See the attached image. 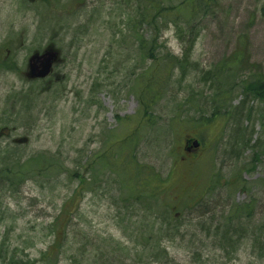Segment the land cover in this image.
<instances>
[{
	"label": "rangeland",
	"instance_id": "obj_1",
	"mask_svg": "<svg viewBox=\"0 0 264 264\" xmlns=\"http://www.w3.org/2000/svg\"><path fill=\"white\" fill-rule=\"evenodd\" d=\"M218 1L215 15L200 25L185 75L172 78L151 116L154 124L139 135L135 158L163 177L170 173L174 181L188 176L184 189L214 187L209 205L216 213L229 201V192L237 203L255 199L259 222L264 219V106L251 98L240 104L238 86L237 108L228 123L207 124L211 90L201 73L231 55L239 37L247 39L248 68L257 65L264 73V0ZM135 11L134 0H0V130L6 129L0 164H22L37 156L55 163L50 176L30 174L17 189L0 183V264H43L40 256L53 241L49 225L78 187L74 173L90 175L94 185L77 210L76 200L69 208L73 220L57 264H86L77 255L83 235L90 244L89 264H154L142 251L148 237L143 205L122 200L117 175L96 164L110 143L128 134L131 122L120 119L134 117L138 108L133 85L143 63L130 37ZM161 42L171 54L182 55L167 40ZM48 44L60 51V61L44 81L28 82L27 59ZM187 136L199 139L201 149L181 164ZM17 137L28 141L12 144ZM239 173L246 189L227 192V181ZM184 198L153 207V216L164 224L174 218L173 207L182 210L179 222H173L180 227L178 236L165 243L169 264H248L256 257L252 226L245 225L247 236L236 253L219 248L210 233L206 236L208 225H201L210 222V213L200 219L192 206L182 207Z\"/></svg>",
	"mask_w": 264,
	"mask_h": 264
},
{
	"label": "trees",
	"instance_id": "obj_2",
	"mask_svg": "<svg viewBox=\"0 0 264 264\" xmlns=\"http://www.w3.org/2000/svg\"><path fill=\"white\" fill-rule=\"evenodd\" d=\"M136 4L135 22L132 24L131 39L135 42L140 60L143 63L141 72L135 76L133 92L137 102V111L134 117H125L120 121L131 122L128 125V134L120 140H115L108 145L107 149L96 158V164L100 169L110 170L120 180L121 190L124 191V201L132 200L134 203L140 202L144 209V234L148 237L142 244L143 253H147L154 264H169L165 243L172 241L175 235L178 236L179 222L182 210L173 211L178 217L170 218L171 223H158L157 217L153 216V207L156 203H173L174 199H181L182 207L192 206L191 210L198 214L200 219L210 213L209 220L201 222L206 227L207 237L209 233L214 243L219 248L226 247L236 253L240 241L246 238L245 225L252 226L253 235L251 246L256 257L248 264H264V219L257 222V201L251 198L244 203H237L233 200L229 191L237 189L245 190L247 182L241 179V173L229 179L225 190L228 193L226 204L222 205L219 212L209 205L213 187L196 185L182 187L188 176H180L175 181L170 173L163 177L152 166L140 163L135 158L139 135L145 129L154 124L151 116L157 105L163 100L169 90L172 78L176 74L185 75V70L190 66V55L201 30L202 21L215 15L219 6L218 0H134ZM169 23L175 26V36L182 45V55L177 57L171 54L161 42L162 31L168 28ZM245 37H239L235 51L227 58L213 65L207 71H202L201 82L209 85L211 90L208 98L212 110L209 117L203 119L207 124H211L217 119H222L225 125L231 119L237 106L233 104L234 93L241 89L242 104L249 98L264 106V73L257 65H251L248 57V45ZM5 68V67H3ZM243 72V78L238 81V76ZM263 121H264V114ZM264 127V125H263ZM240 136L235 139L240 142ZM237 138V139H236ZM182 158L185 160L182 161ZM188 160L186 155L178 158V162L183 164ZM0 183L9 188H19L30 174L44 177L55 168V163L51 159L37 156L22 164H10L1 160ZM87 171L90 172V163ZM74 178L78 180V187L73 193L70 202L64 205L57 217L49 225L53 229V241L41 254L39 261L43 264H57L58 257L63 244L68 236V228L73 220V212L77 210L84 194L90 192L94 181L90 175L74 173ZM72 177V176H71ZM184 189V190H183ZM192 189V190H191ZM183 190V191H182ZM190 190V191H189ZM194 190V191H193ZM196 191V192H195ZM182 192V194H181ZM76 200L74 211L69 209L72 202ZM151 212L152 214H148ZM179 212V213H178ZM197 215V216H198ZM197 222V221H196ZM198 223V222H197ZM198 229L199 223L194 225ZM85 235L81 236L77 246L80 247L79 258L82 263H90V244ZM193 245V244H192ZM191 245V246H192ZM122 250H131L123 246ZM138 252V251H137ZM197 260V255L192 254ZM199 260V259H198ZM14 261H11L12 264ZM197 262V261H196ZM22 264V263H18ZM28 264V263H23Z\"/></svg>",
	"mask_w": 264,
	"mask_h": 264
},
{
	"label": "water",
	"instance_id": "obj_3",
	"mask_svg": "<svg viewBox=\"0 0 264 264\" xmlns=\"http://www.w3.org/2000/svg\"><path fill=\"white\" fill-rule=\"evenodd\" d=\"M37 0H27L28 3H35ZM59 60V52L54 48L53 45H48L44 51L39 53H34L28 60L27 64V72L25 74L26 78L29 80L35 79H43L51 71V68L54 64H56ZM15 144H26V138H18L13 140ZM188 144L191 145L192 148H198L199 142L197 140L187 141ZM186 151L190 152L189 149Z\"/></svg>",
	"mask_w": 264,
	"mask_h": 264
},
{
	"label": "clouds",
	"instance_id": "obj_4",
	"mask_svg": "<svg viewBox=\"0 0 264 264\" xmlns=\"http://www.w3.org/2000/svg\"><path fill=\"white\" fill-rule=\"evenodd\" d=\"M161 40H167L168 45L174 52H180L182 45L178 38L175 36V26L173 24L169 23L168 28L163 31Z\"/></svg>",
	"mask_w": 264,
	"mask_h": 264
},
{
	"label": "bare ground",
	"instance_id": "obj_5",
	"mask_svg": "<svg viewBox=\"0 0 264 264\" xmlns=\"http://www.w3.org/2000/svg\"><path fill=\"white\" fill-rule=\"evenodd\" d=\"M67 237H68V236H67ZM67 241H68V238H66L64 244H65ZM64 244H63V246H64ZM77 247H78V246H77ZM79 254H80V247L77 248V255H79Z\"/></svg>",
	"mask_w": 264,
	"mask_h": 264
}]
</instances>
